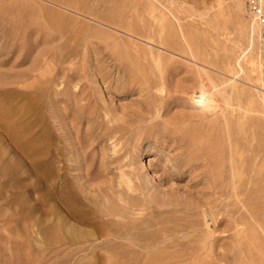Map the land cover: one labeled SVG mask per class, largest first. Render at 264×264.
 Segmentation results:
<instances>
[{"label": "rangeland", "instance_id": "rangeland-1", "mask_svg": "<svg viewBox=\"0 0 264 264\" xmlns=\"http://www.w3.org/2000/svg\"><path fill=\"white\" fill-rule=\"evenodd\" d=\"M232 4L0 0V264H241L234 208L264 264V40Z\"/></svg>", "mask_w": 264, "mask_h": 264}, {"label": "bare ground", "instance_id": "bare-ground-1", "mask_svg": "<svg viewBox=\"0 0 264 264\" xmlns=\"http://www.w3.org/2000/svg\"><path fill=\"white\" fill-rule=\"evenodd\" d=\"M172 3V2H171ZM232 6H234V8L233 9H235L236 11H237V13H239V15H240V13H242L244 10H245V8H244V6H245V4H244V1L243 0H232ZM175 6L177 7V5L175 4ZM173 7V9H176V8H174V5L172 6ZM179 7V6H178ZM181 9V8H180ZM177 10V9H176ZM178 11H179V9H178ZM246 11V10H245ZM183 14V13H182ZM185 14V13H184ZM183 14V15H184ZM187 16V15H186ZM253 21V20H252ZM251 21V23H250V30H251V32L250 33H252V35H253V33H255V35L257 36V37H259L260 39H262V40H264V24H262V23H264V21H253L252 22ZM251 36V35H250ZM250 39V38H249ZM233 44H235V43H233ZM238 45V44H237ZM249 45V44H248ZM250 46V49H251V45H249ZM238 48V47H237ZM239 50H240V52H239V54L240 53H243V55H242V58L243 59H245V61L246 62H253V60H251L250 58H251V53H250V50H247L246 51V47H244V46H240V48H239ZM46 60V59H45ZM256 62V61H255ZM254 62V63H255ZM257 63V62H256ZM256 63H255V67L256 68H259L260 67V65L259 66H257L256 65ZM258 70H260V69H258ZM203 81H204V79H203ZM202 82V81H201ZM203 83V82H202ZM201 84V83H200ZM205 84V83H204ZM207 85V84H206ZM204 90H205V88H204ZM202 93V92H201ZM209 93V92H208ZM208 93H206V95L208 94ZM202 96H200V98H201ZM211 97V96H210ZM203 98V97H202ZM215 99V98H214ZM213 99V100H214ZM207 100H210L209 98H207ZM206 100V98H205V102L207 101ZM212 100V101H213ZM203 101V100H202ZM210 102V101H209ZM208 101H207V104L209 103ZM206 104V103H205ZM210 105V104H209ZM198 211H200V212H202V214H203V217H204V220H203V222L201 223V225H205L206 227H207V229L210 227H212L214 224H215V222H218L219 220H218V214H216V212H213V210H211L210 208H205V207H198V208H196ZM228 212H229V214H231L230 215V217L228 218V219H226V223H227V226H228V229H230L231 230V232H230V234H229V237H231L233 240H234V244H232V245H230V246H228V249H227V251L228 252H230L231 253V255L233 256V255H235V254H237L238 255V258H240V260H241V264H243L242 263V260L243 259H247V261L248 260H253V256H252V254L249 252V251H247V252H243V249L244 248H248V249H250V248H253L254 246H256V244H255V242H253V241H249V240H246V239H244V235L245 234H248L249 232H248V229H249V231L251 232H253V233H255L256 232V230H253L254 228H253V226H254V224H260V217H259V215H258V213L256 212V211H250L249 212V218L251 219V221H252V228H246L245 226H247V225H245V223H244V225H243V220H242V215H241V213H239V211H238V209L237 208H234L233 210H227ZM234 213H236L237 215H235L234 216ZM76 215V214H75ZM203 219V218H202ZM201 225H197V224H190L189 226H187V227H184V229L185 228H189L191 231H200V226ZM209 228V229H210ZM255 231V232H254ZM261 232H262V234H264V227H262L261 226ZM101 234H104V233H101ZM199 235V234H198ZM226 235V234H225ZM199 238V236H197V239ZM195 248H197V250L199 251H202L203 253L204 252H206V253H213L214 251H215V242H214V240H212V241H210V242H205V241H203V240H201V241H198V243L195 245ZM223 252H225V253H223ZM222 252V254L224 255H221V260L223 259L224 261H226V259H228V257H231V256H229V253L228 252H226V251H223ZM184 255V254H183ZM188 255V254H187ZM219 256V255H218ZM222 256H223V258H222ZM219 261V260H218ZM168 262L167 261H165V258H163V259H154V260H149V261H146L144 264H167ZM236 264H239V262H236Z\"/></svg>", "mask_w": 264, "mask_h": 264}, {"label": "built area", "instance_id": "built-area-1", "mask_svg": "<svg viewBox=\"0 0 264 264\" xmlns=\"http://www.w3.org/2000/svg\"><path fill=\"white\" fill-rule=\"evenodd\" d=\"M246 15L253 21H264V0H243Z\"/></svg>", "mask_w": 264, "mask_h": 264}]
</instances>
